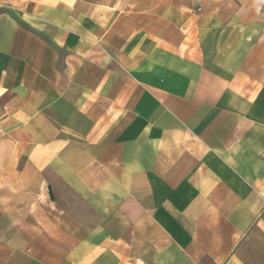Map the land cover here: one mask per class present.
<instances>
[{
	"label": "crops",
	"instance_id": "crops-1",
	"mask_svg": "<svg viewBox=\"0 0 264 264\" xmlns=\"http://www.w3.org/2000/svg\"><path fill=\"white\" fill-rule=\"evenodd\" d=\"M0 264H264V0H0Z\"/></svg>",
	"mask_w": 264,
	"mask_h": 264
}]
</instances>
